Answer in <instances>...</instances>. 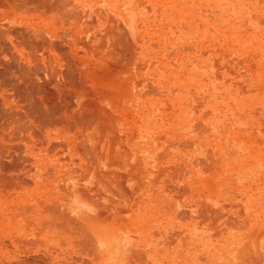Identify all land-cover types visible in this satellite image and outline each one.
<instances>
[{"label":"rangeland","instance_id":"obj_1","mask_svg":"<svg viewBox=\"0 0 264 264\" xmlns=\"http://www.w3.org/2000/svg\"><path fill=\"white\" fill-rule=\"evenodd\" d=\"M16 1L0 2V29L12 39L29 27L7 16L28 19L25 10L40 5L59 9L47 16L60 39L106 44L101 60L78 47L90 62L78 64L79 80L71 70L63 81L93 88L103 78L115 96L100 105L119 103L103 118L109 151L129 137L147 163L128 177L109 172L108 221L90 233L104 236L108 226V240L96 242L67 222L68 204L81 211L73 194L83 184L16 189L13 177L29 163L17 158L12 187H0V264H264V0ZM29 33L41 39L39 28ZM49 54L31 67L61 75ZM88 194L100 200L97 188ZM42 203L53 225L31 213Z\"/></svg>","mask_w":264,"mask_h":264},{"label":"crops","instance_id":"obj_2","mask_svg":"<svg viewBox=\"0 0 264 264\" xmlns=\"http://www.w3.org/2000/svg\"><path fill=\"white\" fill-rule=\"evenodd\" d=\"M36 7L37 8H35V9L27 8L26 13H23V14H25L26 18L28 17V19H25V26L30 28V31L32 32L33 35L35 32H38V28H39V30L41 32L40 36L42 38L40 40H37V39L34 40V39L30 38L32 40V42L34 43V44L32 43L33 45L36 44V46H40L39 48L42 47L39 50V48L37 49V47L35 46L36 49L38 50L37 52L34 51L35 48H32L33 51H32V49H30V52L31 51L33 52V53L31 52L32 54L30 53V59L32 58L31 55L34 56L35 54H36L34 56V57H36L35 61L37 59V56L39 58L44 59V53L46 50L48 53H50L48 55V59H49L48 63H50V65L52 64L51 69L53 71L54 70L59 71V69L64 70L63 68H61V65H58V69L56 67H54L56 63H61V64L64 63L66 65L68 64V69L65 70L66 73L62 72L64 74L61 73V75H58L57 73H51L53 76L50 74H47V73H46L47 75H45L46 71L42 67L41 75H43L42 78L44 79V81L42 80V78L40 80H42L43 82L47 81L46 85H48L47 87H48L49 91L53 92V93H51V92L47 91L48 89H46L48 94H46L47 92L42 91L43 94L41 92V95L44 98L48 96L50 98L49 101H52L53 104H55L54 100H56L55 106H59V108H61V109L63 107L65 109V110L63 109V112L66 113V119H64L60 122L61 123H64V122L67 123L68 122L69 125H67L66 123H64V124L59 123L61 126L58 124L54 125L55 123L54 124L51 123V126L47 125V123H46L47 126H45V124L40 125L41 127L44 126L43 128L49 129L51 131L50 135L48 136L46 141L45 140L41 141L44 138L38 134H37V136L35 134V138L33 137V139L34 140H40V142L49 141L50 143H55V144H57V143L61 144L62 143V144H65L66 146H68L67 147L68 149L62 150V151H57L54 154L51 153V155H48L49 157L51 156L50 158L48 157V162H49L50 168L46 167L44 170L46 171L47 176H50L51 174L52 175L50 177L46 178L47 181L42 180L39 185L32 184V185H30L29 189H23L22 188V190H24V191L26 190L29 192H32V191L35 192V190L43 189V188H46L47 186L51 187L53 190H57V189H61V188L62 189L63 188H67V189L72 188L73 189V188L77 187L80 183H82L84 188L82 189L80 194L76 193V191H78V189H76L74 191L75 193L73 194L74 195L73 196V202L74 203L75 202L80 203V204L76 203L75 207H81V211L80 212L77 211V208H74L71 204L70 205L68 204L67 209H68L69 214L71 216V218L68 217L69 221L72 220V222H74V223L79 222V224H92V223H94L95 225H100L102 223H105V225H106V223L108 221V217H109V209H108L109 196L107 195V193L110 190V186H111V180H110L109 172L113 175L117 174V175H121L123 177H128L130 175V172L133 173L134 171L139 169L140 166L144 167L146 165V163H147L146 154L147 153L145 151H139V149H138L139 146L138 147L136 146L137 143L132 141L131 140L132 138H129V137L121 138L120 142H117L118 143L117 146L112 151H109V141H108V136H107L106 130L108 128V121L107 120H108V118H110V113L107 110H109V109L113 110L114 106L115 105L118 106L119 103L115 102V103L109 104V105H111V107L107 110H106V106L100 105L101 102L103 103L106 101L105 96H108V95L109 96H115L112 89L110 87L106 86L103 78H96V79L93 78L92 79L94 81L93 88L89 87V86L81 87L80 84L74 83L75 81H73V80H75V79L72 80L73 84H71L70 82H68L67 85L65 82L63 83V80L66 79L65 76L67 77V72H69L71 70L77 74V79L81 78L82 73H81L80 67H78V64H81L82 62H83V64L90 62L89 57H87V56L77 57L76 49L78 47H81V46L85 47V50L88 53L94 54L96 56V58L101 60L103 58L99 57L98 52L100 49L103 48L102 46H104L106 44L105 43L102 44V43L98 42L97 40L96 41H94V40L85 41L84 39L76 40L75 36H73V38L70 40L60 39L59 38L60 33L58 31V28L54 24L53 17L47 16V13L50 15H52L54 13H57L60 15L59 9H57V8H39V7H41L40 5L36 6ZM75 13L70 12L69 14L75 15ZM26 39L30 42L26 41ZM26 39H25V41L27 42L26 45L28 43H31L30 39H28V38H26ZM44 43H46V44H44ZM29 45H31V44H29ZM29 45H28V47L31 48ZM33 45H31V46H33ZM53 46L55 49H53ZM56 51H58V53ZM32 60H34V58H32ZM75 69H77V70H75ZM62 75L63 76L65 75L64 78H62L63 77ZM51 76L54 79V81L51 80ZM83 77H85V76H83ZM106 87L109 89H107ZM106 91H107V93H106ZM54 92H56V93L54 94ZM66 92L69 94H66ZM64 94H66V95H64ZM62 95H64L63 96L64 98H62ZM70 95H72V96H70ZM60 98H62V101H60ZM69 101L72 102L73 104L72 103L70 104ZM65 102L69 103V107H68V104H66ZM88 103L90 106L87 105ZM65 104H66V106H65ZM105 104H107V103H103L102 105H105ZM82 111H83V113H82ZM76 112H78V113H76ZM84 112H86L85 113L86 115L88 114V112H89V114L92 113L91 116L88 114V116L91 119H88L89 117L85 115L86 119L83 118L84 121H83V119L82 120L80 119V120H77L78 122H76V120H74L75 119L74 117H76V115L73 117L74 114H71V113H76V114H80L83 116ZM92 115H94V116H92ZM95 117H96V119H95ZM105 117L107 118V120L103 119ZM100 119H102L101 123L98 122ZM80 121H83V122H80ZM69 122L72 125H70ZM63 125L65 126L64 127L65 129L62 128ZM67 128H69V129L71 128L73 130L67 131V130H69ZM99 131H100V134H99ZM54 132H56V133H54ZM97 140H100V141H97ZM81 145H83V146H81ZM86 145H87V148H86ZM88 148L90 149V151ZM85 151H86V154H85ZM89 152L91 154H89ZM93 153H94V155H93ZM80 154H82V155H80ZM83 156H84V158H83ZM91 156H92V158H89ZM23 157H21V158H23ZM65 158L67 160H65ZM24 159L27 161H28V159H30L28 162L32 163L31 158H28V159L24 158ZM47 168L50 169L51 171L49 170V172H48ZM77 170H78V172H77ZM45 171L43 172V175H44ZM76 173H77V175H76ZM105 173L108 177H105ZM74 174H75V176H74ZM28 176L29 175H27V177ZM101 177L103 178L102 180H101ZM96 188L100 194V195L98 194L100 200H98L97 202L95 201L93 195L88 194L90 191H95ZM87 191H88V193L86 194ZM33 192H32V194L35 195V193H33ZM85 194H86V196H85ZM87 195H88V198H87ZM90 200H92L93 202ZM43 204L45 206L47 205V207L49 206L48 204H45V203H43ZM57 204H59V203H57ZM56 207H59V206L56 205ZM102 217L105 219H103ZM73 220H75V221H73ZM108 234L109 233H108V226H107V231H106V234L104 236L101 234H95V235L90 234V236L93 237L97 242V240H99V241L108 240Z\"/></svg>","mask_w":264,"mask_h":264},{"label":"bare ground","instance_id":"obj_3","mask_svg":"<svg viewBox=\"0 0 264 264\" xmlns=\"http://www.w3.org/2000/svg\"><path fill=\"white\" fill-rule=\"evenodd\" d=\"M16 1V0H15ZM18 2L20 1H25V0H17ZM16 1V2H17ZM1 2V0H0ZM12 2L11 1V5H5V8L8 7L9 10H13L14 9V6L12 5ZM15 2V4H16ZM2 3V2H1ZM4 4V3H3ZM14 4V3H13ZM14 4V5H15ZM2 5V4H1ZM3 6V5H2ZM18 8V6L16 7ZM21 8V7H19ZM23 9V8H22ZM26 11V10H25ZM19 13H23L21 11V9L18 11ZM26 13V12H25ZM1 15V14H0ZM14 15V14H13ZM12 14L11 15H8L7 16V20L10 22H16L17 21V24H20L22 23L24 26H25V18L24 17H16V16H13ZM6 17V16H5ZM2 20V17H0ZM5 26V25H4ZM27 27V26H26ZM11 29V28H10ZM21 29V28H20ZM34 29V28H33ZM23 30V33H20L18 30V33L17 36H19L18 38L19 39H12L11 38V35L10 33L6 34L5 35V31H1L0 29V47H2L1 50H3V47H6L7 49L9 48V50L7 51V49H5V55L4 57L0 58V60L2 61L1 64H3V62L5 63L1 69H0V187H3L5 189H8V188H11L13 183L12 182V171L13 170H16L18 171L19 168L15 169L17 165L15 163L16 159L18 158H21L19 157L18 155L22 152V155L24 156V158L28 159V158H31V161L32 163H27V165H24L26 167L25 169V172L23 175L21 174H18L19 176H16V178L13 177L14 181H15V185H19L18 188L16 189H29L30 188V185L32 184H36V185H39L40 182L42 180H46L47 177H50V176H47V173L46 171L44 170L46 167H49V162H48V155H51V153H56L57 151H62V150H67L68 146H66L65 144H55V143H50L49 141L47 142H40V140H34L33 137L35 138V134L37 136L40 135L42 136L44 139L41 140V141H46V139L48 138V136L50 135V130L49 129H46V128H43L41 127L40 125H44L47 126V125H50L51 126V123H55L54 125L58 124H64V123H61L60 121L66 119V113L63 112V107L62 109L59 108V106H55L56 105V100H54V103H52V101H49L50 98L46 95L48 94L47 91H49L48 89V85L47 84V81L43 82L44 79L42 78L43 75H41V69L39 68H36L35 67H31V65H37L39 63L38 60V56H37V59L35 61V58L33 55H31L32 58H34V60H32V58L30 59V53L33 51L32 48H35L37 47V49L40 47V46H36L33 45L34 43L32 42V40L30 39L31 38V35H29V28H22ZM15 31H16V28H15ZM8 32H10L8 30ZM15 33V34H16ZM26 33V34H25ZM25 34V35H23ZM12 35H13V32H12ZM15 36V38L17 37ZM25 38H28V36H30V39L31 40V43H28L26 45V41H28ZM14 37V36H13ZM42 39V38H41ZM44 39V38H43ZM35 40V39H34ZM33 40V41H34ZM46 41V40H45ZM25 42V43H24ZM30 42V41H28ZM9 43V44H8ZM33 43V44H32ZM33 46H31V45ZM46 44V43H44ZM28 45L31 47L29 48ZM40 45V44H39ZM53 45V44H52ZM36 46V47H35ZM42 48V47H41ZM39 48V50L41 49ZM44 48V47H43ZM30 49H32V51L30 52ZM34 51H38L37 49ZM48 49V48H47ZM51 49V48H50ZM53 49L54 46H53ZM57 50V49H56ZM46 51V50H45ZM53 51V50H52ZM58 53V51H56ZM60 52V51H59ZM3 53V51H2ZM33 53V52H32ZM31 53V54H32ZM1 55V53H0ZM10 56V57H8ZM6 57H8L9 59H11V62L14 66L15 69L13 70V68H11V65H9L8 63L11 64L10 60ZM32 60V61H31ZM0 61V62H1ZM45 61V59H44ZM34 62V63H33ZM41 62V61H40ZM0 64V65H1ZM41 64V63H40ZM39 64V65H40ZM39 67V66H38ZM41 67H43V65L41 64ZM57 68V67H56ZM52 70V69H50ZM60 72L58 73H62L63 71L65 72V70H61L59 69ZM77 70V69H75ZM52 72V71H50ZM56 72V70H55ZM53 73V72H52ZM57 73V72H56ZM66 73V72H65ZM68 73V72H67ZM64 74V73H62ZM66 75V74H65ZM64 75V76H65ZM7 76V77H6ZM53 76V75H52ZM51 76V80L54 81V79L52 78ZM63 76V75H62ZM64 76L62 78H64ZM68 76V75H67ZM42 78V80H40ZM66 78V76H65ZM47 80V79H46ZM60 80V79H59ZM8 81H11L9 82L10 84H8ZM50 81V80H49ZM51 81V82H52ZM68 81V80H67ZM43 82V83H42ZM7 83V84H6ZM60 83V82H59ZM64 83V81H63ZM62 83V84H63ZM66 83V82H65ZM57 84V83H56ZM67 85V84H66ZM7 86L9 88H7ZM60 86V85H59ZM47 87V88H46ZM46 89H48L46 91ZM59 89V88H58ZM44 91V92H47L45 95L47 97H43L41 95V92ZM51 92V91H49ZM53 93V92H51ZM56 92H54L55 94ZM43 94V92H42ZM66 94H69L66 92ZM64 94V95H66ZM62 95V98H64ZM72 96V95H70ZM62 98H60V101H62ZM57 99V98H56ZM70 99V98H69ZM68 99V100H69ZM53 100V99H52ZM59 100V99H58ZM71 100V99H70ZM59 103V102H58ZM66 103V102H65ZM69 103L71 104L72 102L69 101ZM69 103H66L68 104V107H69ZM90 103V102H89ZM89 103L87 105H89ZM65 104V106H66ZM73 104V103H72ZM84 105V104H83ZM82 105V106H83ZM86 105V104H85ZM71 106V105H70ZM75 106V105H74ZM90 106V105H89ZM83 108V107H82ZM85 108V107H84ZM87 109V108H86ZM62 110V111H61ZM65 110V109H64ZM80 110V109H79ZM92 110V109H91ZM68 111V110H67ZM73 112V111H72ZM87 112V111H86ZM84 112V115H80V114H76V113H71V114H74L73 117L76 115V117H74L76 120V122H78L77 120H82L83 118L86 119V116H88V114L86 115ZM83 113V111H82ZM81 113V114H82ZM91 113V112H90ZM95 113V112H94ZM68 114V113H67ZM92 114V113H91ZM91 114H89L91 116ZM86 115V116H85ZM94 116V115H92ZM89 117V116H88ZM87 117V118H88ZM83 119V121H84ZM88 119H91L90 117ZM96 119V117H95ZM94 119V120H95ZM72 120V119H71ZM83 121H80V122H83ZM88 121V120H87ZM75 122V123H76ZM93 122V121H92ZM47 123V125H46ZM60 123V124H59ZM70 123V122H69ZM94 123V122H93ZM67 125L68 122L66 123ZM66 125V126H67ZM70 125H72L70 123ZM74 125V124H73ZM99 125V124H98ZM61 126V125H60ZM53 127V126H52ZM65 126L63 125L62 128H64ZM73 128V127H72ZM86 128V127H85ZM101 128V127H100ZM69 129V128H67ZM66 129V130H67ZM60 130V129H59ZM58 130V131H59ZM73 129H69L67 131H72ZM76 130V129H75ZM74 130V131H75ZM83 130V129H82ZM63 131V130H62ZM73 131V132H74ZM57 132V131H56ZM54 132V133H56ZM102 133V132H101ZM99 134H100V131H99ZM96 136V135H95ZM99 136V135H98ZM13 137H17L19 138L18 142L14 145H9V143L12 142V139L14 140ZM79 137V136H78ZM16 139V138H15ZM37 139V138H36ZM71 139V138H70ZM105 139V138H104ZM114 140V139H113ZM6 141V142H5ZM64 141V140H63ZM97 141H100V140H97ZM58 142V141H57ZM66 142V141H65ZM104 142V141H103ZM68 143V142H67ZM70 143V142H69ZM81 144V143H80ZM13 146V147H12ZM57 146V147H56ZM83 146V145H81ZM78 147V146H77ZM80 147V146H79ZM86 148H87V145H86ZM12 149H15L16 151H20V153L18 155L15 156V160H13V156H10L11 154L13 155V152L10 154V151ZM89 149V148H88ZM14 150V151H15ZM90 151V149H89ZM94 151V150H93ZM95 152V151H94ZM18 153V152H17ZM81 153V152H80ZM88 153V152H87ZM97 153V152H96ZM85 154H86V151H85ZM89 154H91L89 152ZM102 154V153H101ZM82 155V154H80ZM94 155V153H93ZM12 159V160H7V157ZM88 156V155H87ZM51 157V156H50ZM49 157V158H50ZM96 157V156H95ZM84 158V156H83ZM89 158H92L89 157ZM102 158V157H101ZM86 159V158H85ZM88 159V158H87ZM25 160V159H24ZM30 159H28L29 161ZM63 160V159H62ZM65 160H67L65 158ZM77 161V160H76ZM88 161V160H87ZM27 162V160H26ZM17 163H19L17 161ZM21 163V162H20ZM86 163V162H85ZM94 163V162H93ZM22 164V163H21ZM92 165V164H91ZM19 166V164H18ZM17 166V167H18ZM21 166V165H20ZM19 166V167H20ZM50 168V167H49ZM52 168V167H51ZM69 168V167H68ZM67 168V169H68ZM12 169V170H11ZM23 169V168H22ZM48 169V168H47ZM75 169V168H74ZM86 169V168H85ZM11 170V171H10ZM50 169H48L47 171L49 172ZM54 170V169H53ZM45 171L44 175H43V172ZM51 171V170H50ZM56 171V170H55ZM73 172V171H72ZM78 172V170H77ZM32 173V174H31ZM53 173V172H52ZM55 173V172H54ZM102 173V172H101ZM100 173V174H101ZM12 174V175H11ZM79 174V173H78ZM104 174V173H103ZM27 175H29L27 177ZM77 175V173H76ZM102 175V174H101ZM75 176V174H74ZM31 177V178H30ZM103 177V176H102ZM101 177V180L103 179ZM105 177H108L105 173ZM82 178V177H81ZM100 179V178H99ZM106 179V178H105ZM104 179V180H105ZM118 179V178H117ZM16 180H18V182H16ZM98 180V179H97ZM47 181V180H46ZM103 183V182H102ZM45 184V183H44ZM100 184V183H99ZM46 185V184H45ZM5 186V187H4ZM22 186V187H21ZM58 186V185H57ZM44 187V186H43ZM3 189V190H4ZM58 190V189H57ZM109 190V189H108ZM24 191V190H22ZM35 191H39L38 190H35ZM3 192V191H1ZM5 192V190H4ZM33 192V191H32ZM25 193V192H24ZM24 193H23V196H19V197H25L24 196ZM34 193V192H33ZM68 193V192H67ZM32 194V193H31ZM87 194V193H86ZM85 194V196H86ZM100 195V194H99ZM102 195V194H101ZM103 196V195H102ZM9 197V196H8ZM104 197V196H103ZM2 198V196H1ZM7 198V197H6ZM87 198H88V195H87ZM100 199V198H99ZM92 201V200H90ZM97 201V200H96ZM93 202V201H92ZM95 202V201H94ZM41 203V202H39ZM2 204V203H0ZM46 204V203H45ZM96 204V203H95ZM47 206V205H46ZM59 206V205H58ZM33 207V206H32ZM39 207H42V209L39 210V212H31L35 215L36 218H38L39 220V224H42V223H45L47 225H53V221L51 220H45L41 215L44 214V212H48L46 209L45 211L43 210V208H47L45 207V205L42 203ZM55 207V205H54ZM3 208V207H2ZM52 207L49 208V211ZM34 210V209H33ZM55 210V209H54ZM58 210V209H57ZM57 210H55L54 212H56ZM53 209L50 211L51 213H54L52 212ZM50 213V214H51ZM56 213L52 214V215H55ZM1 215V214H0ZM40 216V217H38ZM65 216V215H63ZM2 218V217H1ZM103 218V217H102ZM11 219V218H10ZM23 219V218H22ZM87 219V218H86ZM105 219V218H104ZM69 220V218H68ZM67 222H70L72 223V226L73 225H76L77 223L75 222H72V220L68 221ZM12 221V220H11ZM24 220H19L18 222L16 220L13 219V221L11 223H9L10 225L12 223H17V224H21L23 223ZM75 221V220H73ZM79 223V222H78ZM63 225V223H62ZM71 225V224H70ZM84 226L83 230L87 231L88 233H92L94 231V229H97V226H100V225H97L96 228L94 226V223L92 224H82ZM60 226H61V223H60ZM59 226V228H60ZM65 226V225H63ZM74 227V226H73ZM10 228V227H8ZM74 229V228H73ZM99 229V228H98ZM27 230V229H26ZM39 230V229H38ZM54 231L50 232V233H53ZM0 233H1V229H0ZM12 235V234H11ZM10 235V236H11ZM6 236V235H5ZM3 238H4V235H3ZM2 238V239H3Z\"/></svg>","mask_w":264,"mask_h":264}]
</instances>
